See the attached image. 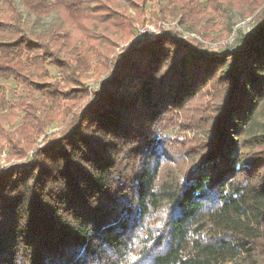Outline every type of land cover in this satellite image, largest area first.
Here are the masks:
<instances>
[{"label":"trees","instance_id":"1","mask_svg":"<svg viewBox=\"0 0 264 264\" xmlns=\"http://www.w3.org/2000/svg\"><path fill=\"white\" fill-rule=\"evenodd\" d=\"M125 1L139 15L146 0ZM21 2L34 17L56 13L61 26L29 35L13 1L0 0V80L50 101L43 119L44 102L31 96L12 107L24 113L8 134L21 140L8 139L17 156L60 101L87 96L70 85L83 86L89 58L133 34L116 0ZM210 2L217 11L225 0ZM263 3L251 0L254 10ZM148 33L106 59L110 74L60 135L0 171V264H264V132L246 133L264 101V6L241 46L220 57L173 31ZM46 61L66 90L34 81ZM177 126L180 136L164 134ZM234 132L249 139L246 153L234 152Z\"/></svg>","mask_w":264,"mask_h":264},{"label":"rangeland","instance_id":"2","mask_svg":"<svg viewBox=\"0 0 264 264\" xmlns=\"http://www.w3.org/2000/svg\"><path fill=\"white\" fill-rule=\"evenodd\" d=\"M17 10L20 13V25L24 31L29 34H47L55 27H60V20L56 13H52L46 17H34L28 14L22 7L21 0H12ZM146 0L144 4L140 1L138 6L140 7L139 15H135V6L129 5L130 1L116 0V11L120 15H129L132 19L133 34L128 39L121 38L118 35L115 40V50L111 54L104 52L103 59H99L96 56H92L88 60V66L85 72H81L79 76V82L83 85L77 84L70 85L71 88L80 89L81 87H87V96L77 99L75 102H68L66 100L60 101V108L55 110L57 116L54 119L46 121L44 123L47 126L46 131L37 136V138H31L30 141L34 142L33 148L25 154V156H17L19 149L9 142L13 140V143L17 144L21 140L18 135H14L10 138L9 133H13L14 130L20 124V119L24 115L23 112L16 111L14 115H11L12 107L19 101L20 98L31 96L35 102L40 105L41 101L44 102L42 107L36 109V114L42 116V119L46 117L44 113L47 112V107L50 105L49 100H43L40 92L31 91L30 88L23 87L16 84L11 79L0 80V114L6 115L3 118L2 127L4 134H0V171L4 168L24 164L32 155V152L37 148L42 147L53 135L58 136L66 127V123L77 112L93 94L99 90L100 84L110 74L109 69L105 67L106 59L108 64L112 60L113 56L122 50L130 43L138 41L143 37H138V33L141 30L149 32L152 37L162 31H173L181 37L183 41L196 40L203 47L205 53L211 56L220 57L227 50L237 49L241 46L242 39L253 32L254 30V17L259 13L264 3L254 10L251 6V0H225L222 4H219L217 11H214L211 7L210 0ZM188 2V3H187ZM188 6L194 8V14L188 17L183 14L182 6ZM137 6V7H138ZM251 12L250 14H247ZM96 24V23H95ZM100 24V23H98ZM98 27H100L98 25ZM92 32L93 29H92ZM98 35L102 33L98 30L94 32ZM114 35L117 33L114 31ZM89 51L90 48H87ZM73 52V49L69 53ZM61 57H65L61 54ZM109 57V58H108ZM38 70V75L34 81L38 83H60L61 88H67L62 80L60 71L54 66L44 62ZM34 68H31L29 73H33ZM63 88V89H64ZM66 90V89H64ZM209 99V103L211 99ZM262 112L259 113L256 120L248 126L246 133L256 134L264 132V101H260L259 105ZM164 134L170 138L180 136L182 133L180 127L170 128ZM192 137L191 133H186ZM199 138H205L202 133L197 134ZM54 136V137H55ZM9 139V140H8ZM233 139L235 144L232 147L234 152L246 153L250 148L249 139L240 132L233 133ZM189 162L184 164L186 168ZM176 169V168H174Z\"/></svg>","mask_w":264,"mask_h":264},{"label":"built area","instance_id":"3","mask_svg":"<svg viewBox=\"0 0 264 264\" xmlns=\"http://www.w3.org/2000/svg\"><path fill=\"white\" fill-rule=\"evenodd\" d=\"M145 32H146V31L143 29V30L139 31V33H138L137 36L141 38V37L144 36Z\"/></svg>","mask_w":264,"mask_h":264}]
</instances>
